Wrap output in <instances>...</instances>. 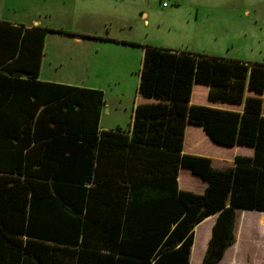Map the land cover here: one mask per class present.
<instances>
[{
    "label": "trees",
    "instance_id": "1",
    "mask_svg": "<svg viewBox=\"0 0 264 264\" xmlns=\"http://www.w3.org/2000/svg\"><path fill=\"white\" fill-rule=\"evenodd\" d=\"M50 31L0 22V264H190L214 214L202 264H219L237 210L264 212V64L143 46L137 93L152 100L103 130L102 91L39 80ZM194 84L242 111L190 104ZM186 125L253 156L216 169L183 154ZM182 168L203 193L179 189Z\"/></svg>",
    "mask_w": 264,
    "mask_h": 264
},
{
    "label": "rangeland",
    "instance_id": "2",
    "mask_svg": "<svg viewBox=\"0 0 264 264\" xmlns=\"http://www.w3.org/2000/svg\"><path fill=\"white\" fill-rule=\"evenodd\" d=\"M162 2L0 0V22L51 30L43 73L59 84L98 88L106 105L100 126L125 129L144 99L137 93L143 46L264 64V0H172L166 8ZM193 86L191 100L204 106L207 87ZM179 175L190 192L203 193L200 177L189 169ZM207 227L194 228L190 264H202Z\"/></svg>",
    "mask_w": 264,
    "mask_h": 264
},
{
    "label": "crops",
    "instance_id": "3",
    "mask_svg": "<svg viewBox=\"0 0 264 264\" xmlns=\"http://www.w3.org/2000/svg\"><path fill=\"white\" fill-rule=\"evenodd\" d=\"M30 26H34V25H30ZM26 27H29V26H26ZM84 38L85 37L74 36V39H77V40H84ZM41 66H42V63H41ZM41 66H40V72H39V77H38L39 80L42 82L57 83V81L53 79L54 78L53 74L43 73V69ZM206 87L207 88L205 91H206V97H207L209 88L208 86ZM90 89H98V88L91 87ZM245 95L248 96L252 94L246 91ZM144 99L142 100V102H139L138 104L151 102L150 99H147V98H144ZM263 100H264V95H263ZM190 104H195L191 100V98H190ZM135 105L136 104H134V107ZM105 106L106 105L104 101V105L102 107L101 114H100L99 126H100L102 115H104L103 109L105 108ZM204 106L218 108V109L227 110V111H235V112H241L243 109V105L210 102L209 100L207 104H204ZM134 107L132 108V113H133ZM262 113L264 114V102H263ZM105 126L106 127L100 126V129L114 130L112 129L111 126H108V125H105ZM182 153L186 155L204 156V157L210 158L212 160V166L216 169H225L227 167L233 166L234 159L236 156H247V157L253 156L252 148L238 146V145H235L232 147H225V146H221V145L214 143L209 138V136L202 130V128L198 126H194V125H186L185 131H184ZM190 173L192 174L191 171ZM177 182H178V187L180 190L189 191V189L184 186V183L182 182L180 175H178ZM206 186H207L206 182L203 181L202 182L203 191L206 188ZM236 215H237V218H236V227H235V242L231 247H229L225 251L219 264H264V212L241 209V210H237ZM216 217H217L216 214L211 215L207 217L206 219H204L203 221H201L200 223H198L195 227L197 228V226L208 223V227H207L208 234L205 237L204 253L207 248L208 241L211 235V229L215 222ZM194 236H195V232H194ZM193 248L194 247L192 245L191 251H193ZM190 259H191V254H190ZM190 262L191 261H189V263Z\"/></svg>",
    "mask_w": 264,
    "mask_h": 264
},
{
    "label": "built area",
    "instance_id": "4",
    "mask_svg": "<svg viewBox=\"0 0 264 264\" xmlns=\"http://www.w3.org/2000/svg\"><path fill=\"white\" fill-rule=\"evenodd\" d=\"M172 0H163L162 7L166 8L171 4Z\"/></svg>",
    "mask_w": 264,
    "mask_h": 264
}]
</instances>
